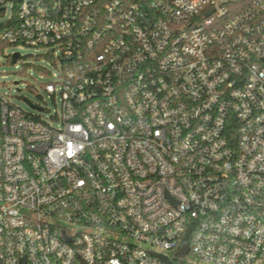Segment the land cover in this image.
<instances>
[{
  "label": "built area",
  "instance_id": "built-area-1",
  "mask_svg": "<svg viewBox=\"0 0 264 264\" xmlns=\"http://www.w3.org/2000/svg\"><path fill=\"white\" fill-rule=\"evenodd\" d=\"M0 17L2 51L60 65L53 121L0 92V264H264V0H0Z\"/></svg>",
  "mask_w": 264,
  "mask_h": 264
},
{
  "label": "rangeland",
  "instance_id": "rangeland-1",
  "mask_svg": "<svg viewBox=\"0 0 264 264\" xmlns=\"http://www.w3.org/2000/svg\"><path fill=\"white\" fill-rule=\"evenodd\" d=\"M2 22L3 18L0 17V25ZM16 52L20 57L13 63L12 55ZM59 70V63L48 55V49L45 47L8 46L3 51L0 49V92L6 94L13 103L33 114L38 112L32 110L27 100L51 108L52 112L45 117L53 121L51 117L59 111L60 101L58 97L54 100L44 90L43 83L52 78L46 71L55 74ZM189 258L190 256L185 260Z\"/></svg>",
  "mask_w": 264,
  "mask_h": 264
},
{
  "label": "water",
  "instance_id": "water-1",
  "mask_svg": "<svg viewBox=\"0 0 264 264\" xmlns=\"http://www.w3.org/2000/svg\"><path fill=\"white\" fill-rule=\"evenodd\" d=\"M19 56V53L16 52L13 54L12 56V62L15 63L17 61V58ZM188 245L187 244H184L183 248L181 249V251L179 252V254H182V255H185L187 252H188ZM165 259V258H164ZM167 264H173L170 260L168 259H165Z\"/></svg>",
  "mask_w": 264,
  "mask_h": 264
},
{
  "label": "trees",
  "instance_id": "trees-1",
  "mask_svg": "<svg viewBox=\"0 0 264 264\" xmlns=\"http://www.w3.org/2000/svg\"><path fill=\"white\" fill-rule=\"evenodd\" d=\"M9 45H5V47L3 48V49H5L6 47H8ZM189 239H190V236H187L186 237V241H189Z\"/></svg>",
  "mask_w": 264,
  "mask_h": 264
}]
</instances>
